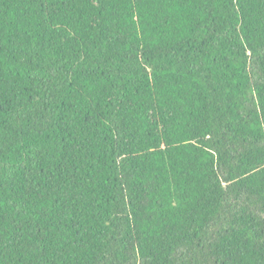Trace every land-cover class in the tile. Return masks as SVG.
I'll return each mask as SVG.
<instances>
[{"label":"trees","instance_id":"obj_1","mask_svg":"<svg viewBox=\"0 0 264 264\" xmlns=\"http://www.w3.org/2000/svg\"><path fill=\"white\" fill-rule=\"evenodd\" d=\"M0 264H264V0H0Z\"/></svg>","mask_w":264,"mask_h":264}]
</instances>
